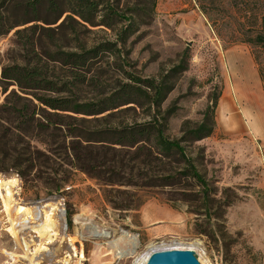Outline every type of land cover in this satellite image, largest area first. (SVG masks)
Listing matches in <instances>:
<instances>
[{
  "label": "rangeland",
  "instance_id": "rangeland-1",
  "mask_svg": "<svg viewBox=\"0 0 264 264\" xmlns=\"http://www.w3.org/2000/svg\"><path fill=\"white\" fill-rule=\"evenodd\" d=\"M66 1L50 15L42 11V18L50 23L28 22L0 36V103L8 95H13L10 101L22 103L18 86L5 85L1 72L14 63L38 61V44L52 52L75 51L82 43L87 48L115 43L114 49L121 48L128 62L110 51L101 54L87 74L88 81L78 86L81 98L99 100L119 92L124 83L132 82L124 68L145 79L169 76L172 89L159 116L173 110L165 133L176 139L187 121L192 126L202 121L210 95L219 93L214 133L187 144L194 164L208 181L209 202H204L198 180L182 174L186 165L178 156L163 158L150 150L151 144L138 150V146L93 141L89 163L106 171L104 179L130 183L110 185L112 190L106 193L102 180L69 164L63 147L71 139L63 125L73 122L69 119L57 124L58 148L51 152L38 141L36 130L20 117L1 111L0 173L20 179L19 198L24 203H61L66 233L83 257L73 264H133L151 246L191 248L201 264H264V82L259 68V63L264 66V46L246 41L247 36L264 34V0H101L97 20L103 19L108 3L120 14L112 26L91 25L64 11L69 7ZM27 17L16 12L11 23ZM130 21L134 24L124 42L121 32ZM32 25L38 28L31 29ZM75 28L78 34H73ZM17 29L24 30L20 38ZM30 40L38 48L26 43ZM180 64L186 65L185 71L176 68ZM48 70L61 78L71 75L60 62H51ZM147 106L123 104L101 115L75 117L86 118L88 122H80L89 128H105L144 120ZM56 121L60 122L57 117ZM19 132L26 135L21 137ZM30 142L47 156L24 179L17 164ZM113 164L124 168L113 169ZM167 173L175 174L172 182L164 180ZM64 177L70 181L62 182ZM53 178H60V192L52 187ZM114 204L137 208L117 209ZM30 227L22 235L33 246ZM7 253L19 256L17 264H30L24 249L0 229V264L10 260Z\"/></svg>",
  "mask_w": 264,
  "mask_h": 264
},
{
  "label": "trees",
  "instance_id": "trees-1",
  "mask_svg": "<svg viewBox=\"0 0 264 264\" xmlns=\"http://www.w3.org/2000/svg\"><path fill=\"white\" fill-rule=\"evenodd\" d=\"M63 1L27 0L23 2L20 0H0V36L9 34L17 25H26L28 22L44 21L45 23H50L49 18H42V11L45 10L50 15V11H57ZM100 2L101 0H68L66 3H68L69 7L64 11H70L73 15H78L83 21L91 25L112 26L120 14L108 3L103 19L97 20L98 12H100ZM16 12H20L25 17L30 15L33 17H27V20L23 19L19 22L11 23L12 17L16 15ZM69 19L72 21L76 20L72 15H69ZM133 24V21H130L123 29L120 36L123 39L121 40L124 41L126 39V33L131 32ZM30 28L36 29L38 27L37 25H32ZM23 31L22 29L16 30L19 38ZM74 33L78 34L76 28L73 30ZM48 37L53 42V36L48 34ZM246 39V41L255 45L264 46L263 33L247 36ZM26 43L31 44L34 50L40 46V53L37 54L39 60L34 63H14L3 67L1 72L2 82L5 85L16 84L18 86L19 91H21V95L18 94V97L22 103L18 104V101H10L9 98L13 95H8L7 99L3 103H0V112H6L12 117H20L23 123L28 124L29 129L31 128L32 131L36 130L38 132V141L46 146L45 150L51 152L55 151V148H58L57 124L63 123L62 121L65 119L73 121L72 123H63L68 128L67 137L71 138L68 145L66 141L63 143V147H65L70 157L69 164L74 168H80L93 178L102 180L106 193H110L112 190V187L109 188L110 185H126L130 183L123 182L121 179H104L102 174L106 171L97 170L96 165L89 163L91 155L90 147L93 141L120 145L122 147L138 146V150L146 148L147 144H151L150 150L154 149L163 158L169 159L173 155L178 156L182 163L186 165L182 174L192 176L198 180L204 188V202H209L208 181L200 173L196 164H194L195 159L188 153L187 144L202 141L214 133L216 125L214 115L220 96L218 92L210 95V102L203 113V119L200 123L192 126L187 121L181 131V137L170 139L165 131L168 126V116H171L173 110L170 108L165 111L163 117L159 116L162 113V105L172 89L167 83L169 76L161 80L145 79L139 76L136 77L124 68L123 72L132 82L124 83L119 92L113 93L104 99L85 100L79 96L78 86L88 81L87 74L91 72L93 63L101 58V54L110 51L112 55L124 60L126 64L128 62L127 56L121 54V48L114 49L117 45L112 42L98 44L90 48H87L82 43L80 48L75 51H66L59 48V50H52L51 52V49L45 45L38 44L37 47L35 41L30 40ZM51 62H60L64 66H67L71 74L70 77L61 78L54 73L49 74L48 69ZM176 68L185 71L186 65L180 64ZM259 68L261 79L264 82V66L262 67L259 63ZM7 87L5 86V92H7ZM15 93L17 91L13 92V94ZM121 100L122 102H119ZM122 103H134L136 107L140 106L143 109H145L144 105H148L147 116L140 122L124 123L105 128H89L80 122V120L88 122L86 118L78 119L75 117L77 114L84 116L101 115L108 112V110L119 108L123 105ZM38 114L39 116H37ZM56 117L60 122L56 121ZM24 133L19 132L18 135L23 137L26 135ZM23 154L29 157L22 158ZM19 155L21 158V161L17 164L19 173L24 179H27L33 168L40 164V158L47 156V153L39 146L30 142L26 151L21 152ZM110 166L113 169L124 168L122 164ZM175 177V174L167 173L163 178L167 182H172ZM63 181L68 182L70 179L69 177H64ZM52 184V187L56 191H61L60 178H53ZM114 205L115 208L123 210L137 208L130 204ZM68 220L69 222L72 221V215L69 213Z\"/></svg>",
  "mask_w": 264,
  "mask_h": 264
},
{
  "label": "bare ground",
  "instance_id": "bare-ground-1",
  "mask_svg": "<svg viewBox=\"0 0 264 264\" xmlns=\"http://www.w3.org/2000/svg\"><path fill=\"white\" fill-rule=\"evenodd\" d=\"M20 184L16 175L0 173V229L7 231L15 243L24 249L30 264H73L74 259L79 257L83 260L66 233L61 203L50 201L40 206L24 203L19 198ZM27 225L31 226V234L35 237L33 246L25 242L22 235ZM163 248L151 246L137 256L133 264H146L153 251ZM118 253L120 257L123 256L122 251ZM7 255L10 260L6 264H17L19 256L13 253Z\"/></svg>",
  "mask_w": 264,
  "mask_h": 264
},
{
  "label": "water",
  "instance_id": "water-1",
  "mask_svg": "<svg viewBox=\"0 0 264 264\" xmlns=\"http://www.w3.org/2000/svg\"><path fill=\"white\" fill-rule=\"evenodd\" d=\"M146 264H201V262L191 248H164L153 251Z\"/></svg>",
  "mask_w": 264,
  "mask_h": 264
}]
</instances>
